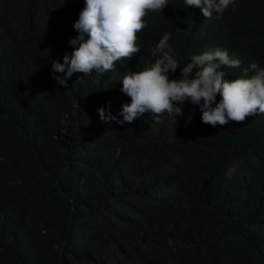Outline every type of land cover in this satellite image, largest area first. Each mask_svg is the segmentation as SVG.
Masks as SVG:
<instances>
[{
    "label": "trees",
    "instance_id": "obj_1",
    "mask_svg": "<svg viewBox=\"0 0 264 264\" xmlns=\"http://www.w3.org/2000/svg\"><path fill=\"white\" fill-rule=\"evenodd\" d=\"M84 6L0 0V264H264V114L213 127L186 101L182 117L117 122L122 76L159 58L165 34L181 67L220 47L241 62L221 67L228 79L264 68V0L220 19L168 0L144 17L139 53L65 88L52 63L71 55Z\"/></svg>",
    "mask_w": 264,
    "mask_h": 264
},
{
    "label": "clouds",
    "instance_id": "obj_2",
    "mask_svg": "<svg viewBox=\"0 0 264 264\" xmlns=\"http://www.w3.org/2000/svg\"><path fill=\"white\" fill-rule=\"evenodd\" d=\"M185 3L199 7L206 19H211L213 13L220 19L234 0H185ZM167 5L168 0H85L73 25L78 35L69 41L73 51L63 56V63L53 61V79L67 88V79L74 73L93 76L94 71L95 75H103L114 70L117 61L130 60L141 51L137 34L147 27L144 17L149 11L162 12ZM169 39L170 34H165L149 50L153 57H159L154 62L122 76L121 91L130 97V103L124 104L119 113L123 120L110 114L105 116L104 109H100L102 120L131 123L151 113L159 123L165 113L170 118L182 117L186 101L199 106L202 122L213 127L230 121L241 123L249 116L264 114V68L257 62L244 69L242 77L228 79L221 67L235 69L241 62L230 58L227 50L215 47L193 55L190 62L181 67L172 55ZM178 67L183 78L170 79L169 72H175ZM194 68L197 70L193 77ZM249 72L252 75L245 78ZM218 94L219 102L216 101ZM236 170L233 165L226 175L231 177Z\"/></svg>",
    "mask_w": 264,
    "mask_h": 264
}]
</instances>
